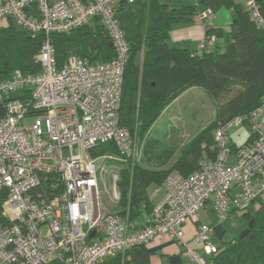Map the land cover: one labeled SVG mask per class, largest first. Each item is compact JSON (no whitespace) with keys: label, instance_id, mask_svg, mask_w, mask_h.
<instances>
[{"label":"built area","instance_id":"2783aa9c","mask_svg":"<svg viewBox=\"0 0 264 264\" xmlns=\"http://www.w3.org/2000/svg\"><path fill=\"white\" fill-rule=\"evenodd\" d=\"M134 1L0 0V20L10 18L32 35H45L40 71L16 69L0 80V96L28 94L10 100L0 119V190L6 193L0 205V264H98L158 234L178 242L199 264L200 255L185 244V222L211 203L222 223L231 207L241 209L264 193L263 96L250 112L214 127L215 154L203 155L196 170L167 175L164 195L141 228L130 230L128 214L119 215L101 201L99 173H109L110 198L116 202L120 172L110 165L116 157L101 154L99 165L100 155L93 156L91 149L112 142L121 156L138 160L131 132L118 121L129 46L115 15L118 4ZM246 8L264 27L256 0H247ZM210 13L206 8L200 17ZM94 18L111 42L113 57L93 62L68 55L58 66L49 34L68 32ZM207 29L197 43L198 53L216 42ZM244 124L252 139L233 152L230 130ZM212 229L202 223L194 233L206 255L217 249L210 240Z\"/></svg>","mask_w":264,"mask_h":264},{"label":"trees","instance_id":"16d2710c","mask_svg":"<svg viewBox=\"0 0 264 264\" xmlns=\"http://www.w3.org/2000/svg\"><path fill=\"white\" fill-rule=\"evenodd\" d=\"M256 2L264 18V0ZM197 3L211 11L221 6L232 9L234 18L229 28V41L222 48L214 44L198 53L197 47L189 50L169 45V32L196 14ZM115 15L129 46L118 111L120 126L131 131L136 129L143 139L161 112L191 87L202 89L216 107L215 123L202 128L179 152L173 154L169 149L160 156H153L151 163L158 168L142 161L121 168L118 180L121 200L117 213L123 215L126 210L132 219L144 210L148 214L153 207L148 193L150 185L161 186L173 170L188 175L199 167L203 155L215 154L212 132L218 123L248 113L259 105L264 96V27L250 17L247 8L233 0H195L193 5L135 0L131 4H118ZM3 20L0 25V80L8 78L16 69L23 73L39 72L40 47L45 35H32L12 19ZM207 30L220 35L218 29L208 27ZM49 40L58 66L68 55L85 56L93 62L108 61L114 55L98 18L68 32L50 33ZM92 41L96 42V49L92 48ZM24 92L0 96V119L6 115L10 100L28 96ZM251 139L252 134L241 145L231 144L232 151L236 152ZM101 149L119 154L112 142L96 145L91 154L104 153ZM130 159L120 154L118 157L121 165ZM5 194V190H0V205ZM247 206L236 210L245 211ZM239 219L242 229L252 223L248 233L217 244L216 251L208 255L210 264H264V205L251 213L245 211ZM114 256L113 264H128L120 261V253Z\"/></svg>","mask_w":264,"mask_h":264},{"label":"crops","instance_id":"0c3cea01","mask_svg":"<svg viewBox=\"0 0 264 264\" xmlns=\"http://www.w3.org/2000/svg\"><path fill=\"white\" fill-rule=\"evenodd\" d=\"M167 2V0H162ZM205 7V6H204ZM206 8V7H205ZM211 18L210 21H205L201 19V17L197 14L192 16L190 20L186 23H182L180 25L175 26L168 35V43L170 46L186 48L189 50H194L197 47L198 41L204 36L205 27H212L218 29L220 31V35H216L217 41L221 36H225V44L229 41V28L230 24L234 18V13L232 9L226 8L224 6L219 7L217 10L213 11L210 14ZM222 17H221V16ZM198 16V17H197ZM208 16V15H207ZM225 34V35H224ZM215 46H217V42H215ZM194 87L188 88L184 92L191 90ZM183 92V93H184ZM182 93V94H183ZM180 94V95H182ZM179 95V97H180ZM177 97L173 100L162 112L164 113L165 110L170 108L172 104L179 98ZM160 114V115H161ZM175 115V114H174ZM176 117V116H174ZM244 128L237 127L232 134H230L231 144L241 145L243 144L251 135V131L249 127L243 125ZM232 135L239 136L244 138L241 141H235L232 138ZM177 153V152H176ZM154 154L150 153L147 154L146 157L144 156V160L142 161L143 164L156 167L155 164H152L151 161L154 159ZM171 161L168 162V164ZM152 187V188H151ZM151 188V189H150ZM149 193V200L151 205H155L158 203L163 195H164V188L163 186H155L150 185L148 188ZM253 209H249L247 206L245 211L253 212L255 211L260 205H264V194L261 195L258 200L254 203H251ZM241 210H236L234 207H231L229 210V215L226 221L219 222L217 213L211 203H208L203 209L199 210L196 215L188 219L184 226H183V238L185 240V244L192 249L193 251L197 252L200 255V263L199 264H210L208 255L205 254L202 245L195 241L194 233L196 227L199 224H209L212 226V233L210 235V240L214 244H219L222 241H226L232 239L234 236L230 235L229 239L226 237L227 229L229 228L230 218L232 216H237L239 219L241 215L245 212ZM145 210L136 214L132 219V229H139L143 226L145 220ZM239 224L242 229V222L239 219ZM236 235H239L236 234ZM235 235V236H236ZM184 248L178 242L169 239L164 234L155 235L148 243L130 249L124 253H120L121 255V262L126 261L128 264H198L192 261L188 256L184 254ZM116 256L107 257L98 262V264H113L112 261H115ZM205 258L206 263H202L201 259Z\"/></svg>","mask_w":264,"mask_h":264},{"label":"rangeland","instance_id":"374dc122","mask_svg":"<svg viewBox=\"0 0 264 264\" xmlns=\"http://www.w3.org/2000/svg\"><path fill=\"white\" fill-rule=\"evenodd\" d=\"M167 2L172 4L193 5L195 0H167ZM233 2L239 3L243 8L247 7V0H233ZM205 10L206 8L204 5L200 3L196 4V15L198 14L200 16V14ZM211 12L213 13V11ZM210 14L201 19L210 21ZM3 21L4 20H0V25ZM209 33L216 37L214 32ZM216 42L218 46L217 48H222L225 45V36H221L218 41L216 39ZM15 94H20V92L17 91ZM215 113L216 107L213 100L202 89L194 87L180 95L172 106L158 117L143 139H140L139 132H137L136 129L133 131L129 130L134 141L138 160H136V158L133 160L130 159L131 161H126L123 165H121L118 161L119 154H117V152L110 151L109 149H101V151L107 154L109 153L110 155L112 154L116 157L117 160L111 161L110 165L112 167H116L119 172L122 167L130 165L129 163H141V161L145 159L144 156L146 157V155L150 153L154 154V156H160L164 154L166 150L170 149L171 152L175 154L176 152H179L180 148L184 144L189 143L195 134L202 128L215 123ZM25 122L28 123L29 119H26ZM241 127L244 128V126ZM236 128L237 127L232 128L230 130V134H232ZM244 136L245 135H243V137L232 135V138L238 142L241 141ZM74 151H76V147H74ZM104 153H98L100 156L96 157L97 164L100 165L102 163L101 154ZM98 177L100 178L99 186L101 188V201L108 209L118 212L120 208L121 195L116 202L111 200V192L108 188L110 183L109 173L103 174L100 172ZM248 206L249 209H253L252 204H248ZM121 210H123L122 207ZM125 214H128L130 218L128 211L125 210L123 215ZM239 223L240 222L237 216L234 215L230 218L229 228L226 233L227 239L230 238V235L235 236L240 233L241 227ZM201 262L206 263L205 258H202Z\"/></svg>","mask_w":264,"mask_h":264},{"label":"water","instance_id":"95a60500","mask_svg":"<svg viewBox=\"0 0 264 264\" xmlns=\"http://www.w3.org/2000/svg\"><path fill=\"white\" fill-rule=\"evenodd\" d=\"M108 43H109V45L111 44L110 41H109ZM91 44H92V48H93V49H96V47H97L96 42H95V41H92ZM251 224H252V223L250 222L249 225H248L246 228H244L243 230H241L238 236H239V237H242V236H244L245 234H247V233H248V229H249V227L251 226ZM92 234H93V232L91 233V235H92ZM250 236H252V234H250Z\"/></svg>","mask_w":264,"mask_h":264}]
</instances>
